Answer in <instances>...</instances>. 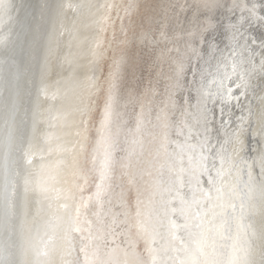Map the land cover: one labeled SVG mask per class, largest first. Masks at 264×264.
<instances>
[{"label": "bare ground", "instance_id": "1", "mask_svg": "<svg viewBox=\"0 0 264 264\" xmlns=\"http://www.w3.org/2000/svg\"><path fill=\"white\" fill-rule=\"evenodd\" d=\"M0 264H264V0H0Z\"/></svg>", "mask_w": 264, "mask_h": 264}]
</instances>
